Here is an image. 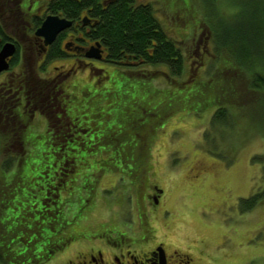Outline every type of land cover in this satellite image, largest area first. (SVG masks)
I'll return each instance as SVG.
<instances>
[{
	"label": "rangeland",
	"instance_id": "374dc122",
	"mask_svg": "<svg viewBox=\"0 0 264 264\" xmlns=\"http://www.w3.org/2000/svg\"><path fill=\"white\" fill-rule=\"evenodd\" d=\"M136 1L150 2L164 29L178 40L184 60L181 74L170 75L165 65L128 69L98 59L78 62L76 75L67 79V84H74L66 89L72 95L66 107L74 110L68 141L46 145L44 140L55 133L49 135L43 123L28 133L30 138L31 134L37 137L23 148L17 142L13 147L0 145V228H5L6 235L5 245L0 242L3 256L12 259L9 264L62 261L72 244L62 252L68 238L42 229L51 223L48 214L54 210L53 200L58 199L66 201L65 212L74 209L68 224L72 232L78 230L77 218L83 217L85 230L94 231L91 236L98 229L116 226L128 230L131 237L134 218H143V197L158 185L163 193L153 209L155 215L144 216L153 224L154 236L142 244L165 241L167 254L178 248L188 255L189 264H264V201L246 211L239 204L241 198L264 186V158H252L264 154V124L257 125L262 132L238 120L211 126L216 106L203 107L204 94H193L197 87L191 81L205 79L216 65L206 24V9L210 16L214 9L206 6L209 0H188L187 5L183 0ZM212 1L219 2L226 17L243 10L244 17L250 16L254 5L260 17L264 14V0ZM218 56L220 63L223 55ZM61 64L68 65L66 61L50 63V75L59 72ZM218 79L207 85L210 93L223 80ZM189 82L192 84L185 86ZM226 95L221 90L220 97ZM178 102L183 108L172 113L170 108ZM232 110L236 109L232 106ZM243 111L248 114L246 108ZM131 131L134 134L128 136ZM126 145L128 158L123 157L129 155ZM11 155L16 156L12 166L1 169ZM58 170L59 174H53ZM58 178L64 180L63 187H55ZM51 187H55L52 194L48 193ZM41 190L44 195L34 198ZM34 220L42 226L36 235H32L37 232L36 222L30 231V226L23 227ZM19 225H23L20 231ZM28 238V243L33 241L30 245L40 243L32 259L25 255L26 250L10 252L8 243L16 241L14 250H20L19 244L27 243ZM8 263L0 257V264Z\"/></svg>",
	"mask_w": 264,
	"mask_h": 264
},
{
	"label": "trees",
	"instance_id": "16d2710c",
	"mask_svg": "<svg viewBox=\"0 0 264 264\" xmlns=\"http://www.w3.org/2000/svg\"><path fill=\"white\" fill-rule=\"evenodd\" d=\"M183 1L187 5L188 0ZM218 3L209 0L206 4L209 10L210 8L214 9L213 16L208 15L206 9V16L208 17L206 24H209L212 35L210 39L213 48L210 54L217 57L215 60L216 65L212 72L207 71L209 75L205 79L195 78L191 81L197 87L193 94H198L197 91L204 94L203 107L207 105L216 106L210 118L211 126L217 124L228 125L231 121L234 123L238 120L260 130L257 125L264 124V112L262 111V107H264V14L260 17L254 5L252 8L253 14L250 16L244 17L243 10L237 12L235 16L226 17L222 14L223 11H220ZM51 11L53 13L60 12L61 16L68 19H82V17H79L80 14H85L84 16L90 18L91 25L88 26L86 36L91 42L100 43L101 47L105 49L106 61L110 63L128 69H136L145 65H165L172 76H178L182 72L184 60L178 40L171 37L164 29L161 21L156 16L154 6L150 2L137 3L136 0H52ZM232 20H235L236 23ZM220 52L223 58L222 62L218 63ZM219 74L221 77L218 76ZM218 77V81L223 80L220 84L217 83L210 93L207 85ZM191 82L185 86H190ZM229 84L232 85V88L227 86ZM184 87L177 90H182ZM221 90L226 92L225 97H220ZM182 104V102H178L170 108L172 113L179 108H183ZM232 106L236 110H232ZM245 108L248 114L243 111ZM256 121H259V123H256ZM262 127L264 129V125ZM13 131L14 136L23 139L24 132L19 129V125L13 127ZM140 133L144 134V132ZM262 133L264 135V131ZM132 134H134L133 131L128 136ZM5 136L6 134L3 133V142ZM126 142H129V139ZM143 148L144 145L141 146V149ZM125 150L129 155L126 154L123 157H130L127 145ZM252 158L253 160H260L264 158V154L262 156L255 155ZM15 159L16 156L6 158L1 169L5 171L9 169ZM59 172L60 170L53 172V174L56 175ZM137 172L138 166L136 168ZM58 180L61 181L58 182ZM63 181L61 178L56 179L55 187H61ZM55 187H51L50 190L55 189ZM48 193L52 194L53 191ZM263 201L264 186L248 197L241 198L239 201L240 210H250ZM65 202L63 199H60V203L53 200L54 210L50 212L51 214H48L51 223L44 224L43 230L48 233H55L56 236L61 234V236L66 237L71 227L68 224L72 221L71 217L74 209L70 213L65 212ZM34 222H36L34 227L37 228V232H32V235L42 232L40 230L42 226L40 227L39 222L35 220L31 221L30 224L25 223L24 226L19 225L17 230L20 231L19 229L26 225V228L30 226L27 228L30 231ZM47 225H53V228L51 229ZM4 233L5 228L2 226L0 228V242L3 240L5 245L6 235ZM44 235L46 234L44 233ZM29 238L27 243L19 244V246H22L20 250H14L16 241L11 244L8 243L10 252L13 254L14 251L19 253L26 250L25 255L32 259L31 255L38 251L40 243L36 242L34 246L30 245L33 241L28 243ZM3 255L4 251L0 248L2 260L6 263L12 261V259L7 260V256L4 257Z\"/></svg>",
	"mask_w": 264,
	"mask_h": 264
},
{
	"label": "flooded vegetation",
	"instance_id": "af4514ba",
	"mask_svg": "<svg viewBox=\"0 0 264 264\" xmlns=\"http://www.w3.org/2000/svg\"><path fill=\"white\" fill-rule=\"evenodd\" d=\"M51 6L52 0L0 2V11L3 13L0 15V50L5 44L12 45L14 49L5 59L8 67L0 71V142L3 140L2 134H6L1 146L7 143L13 147L17 142L20 143L19 148H23L28 141L34 142L37 135L31 134L30 138L28 133L43 126V123L49 135L53 131L55 133L47 141L44 140L46 145L67 142L70 138L74 110L66 107L72 97L71 92L66 93V89L74 84H67V79L73 73L76 75L75 66L78 62L84 61L87 64L86 59H93L86 57L85 52L95 42L91 44L86 36L88 26L91 25L90 18L87 23H83L81 18H75L69 19L72 21L70 27L45 44L44 37L36 34L42 21L48 15L63 17L60 12L53 13ZM84 15L80 14L79 17L83 18ZM101 49L100 60L106 61L105 49ZM53 61H66L68 65L61 64L60 69L54 67L59 72L50 75L47 67ZM18 125L24 132V141L13 134V127ZM44 193V190L38 191L34 198L42 197ZM162 193L163 189L154 185L143 197V218L138 215L134 218L133 227L127 228L133 231L131 237L126 234L128 230H118L116 226L114 229H98L99 233L91 236L93 229L88 228L86 231L83 217H79L78 230L76 233L68 231L62 252L71 244L73 248L59 264H162L159 249L164 252L163 264H189L188 255L180 253L178 248H172L171 253L167 254L165 241H152L150 246L141 243L153 239L151 236H154L155 228L150 219L144 220V216L150 218L155 213L153 209L160 203ZM56 202L60 203L59 199ZM32 204L34 208L38 206L34 200ZM138 207L142 208L141 205ZM85 222L87 224V220ZM136 246L140 249L135 250Z\"/></svg>",
	"mask_w": 264,
	"mask_h": 264
},
{
	"label": "water",
	"instance_id": "95a60500",
	"mask_svg": "<svg viewBox=\"0 0 264 264\" xmlns=\"http://www.w3.org/2000/svg\"><path fill=\"white\" fill-rule=\"evenodd\" d=\"M82 22H89V18L84 16L82 18ZM71 25L72 21L65 17H60L59 15H48L42 21L40 27L36 31V34L43 36L45 39V44H49L59 32L67 29ZM100 46L101 45L99 42H95V45H92L85 52V56L100 60L102 58V49ZM13 51L14 49L10 44H5L0 50V71L5 70L8 67L5 59L6 57L10 56ZM159 254L163 264L164 252L162 249H159Z\"/></svg>",
	"mask_w": 264,
	"mask_h": 264
}]
</instances>
